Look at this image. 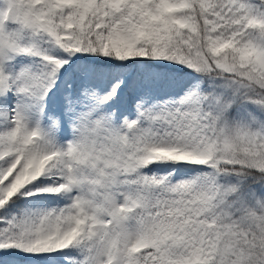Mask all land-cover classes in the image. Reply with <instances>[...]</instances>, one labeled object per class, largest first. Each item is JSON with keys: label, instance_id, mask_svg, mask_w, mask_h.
<instances>
[{"label": "rangeland", "instance_id": "rangeland-1", "mask_svg": "<svg viewBox=\"0 0 264 264\" xmlns=\"http://www.w3.org/2000/svg\"><path fill=\"white\" fill-rule=\"evenodd\" d=\"M60 1L67 5L71 0ZM110 1L117 25L115 44L129 60L102 77L91 74L85 60L61 47L43 46L45 34L34 20L37 0H0V67L10 79L0 110V153L10 156L2 176L18 166L7 187L12 189L36 165L38 175L49 178L50 199L34 214L37 229L59 243L83 228L99 253L96 264H136L131 255L143 246L152 249L166 243L177 231H185L178 242L181 251L202 255L207 235L201 228L153 212L161 194L175 197L195 190L203 196L208 190L204 172L186 166L188 159L203 151V144L184 135L172 112L179 107L188 116L202 113L201 92L219 83L222 92L234 88L252 92L253 99L239 108L231 123L216 120L217 156L239 160L235 155L240 147L249 152L251 165L264 170V80L258 76L242 80L226 60L211 65L200 52L184 61L175 56L161 62L175 71L149 69L139 28L127 16V1ZM137 1L154 21L159 19L152 0ZM253 11V0H219L213 18L226 24L221 32L225 35L249 21ZM71 13L66 8L60 14L64 47L69 51L76 49ZM249 43L261 49L264 58V39L251 37ZM53 63L72 67L55 91L47 86ZM211 97L212 110L219 94ZM112 98L116 102L108 100ZM154 152L171 159L135 169L139 156ZM53 156L58 158L56 164L44 168L43 160ZM216 177L223 178L218 173ZM260 196L261 212L254 221L264 233V194ZM217 243L218 258L226 264H245L246 258L256 256L254 236L246 240L226 233ZM51 260L89 264L84 256L72 261L67 251Z\"/></svg>", "mask_w": 264, "mask_h": 264}, {"label": "trees", "instance_id": "trees-1", "mask_svg": "<svg viewBox=\"0 0 264 264\" xmlns=\"http://www.w3.org/2000/svg\"><path fill=\"white\" fill-rule=\"evenodd\" d=\"M37 1L39 11L34 20L36 28L45 34L44 47L54 45L76 55L85 60L90 65L91 74L97 76H107L126 66L124 59L129 60V56L119 52L115 44L117 25L110 0H71L67 5L57 0ZM125 1L128 18L135 20L139 28L137 34L146 50L149 69L156 68L161 73L175 71L170 66L164 67L161 62L172 60L175 56L184 61L200 52L211 65L226 60L236 67L242 80L251 76L264 80L262 50L251 47L249 43L251 37L264 39V0H253L254 11L250 20L225 35L221 32L226 24L213 18V9L219 0H176L175 5L166 0H152L159 16L155 21L144 11L140 1ZM66 8L73 15L72 36L76 46L73 51L64 47L62 36L60 14ZM52 68L47 86L55 91L69 76L72 67L53 63ZM9 80L0 67V110ZM160 92L162 87H159ZM212 94H219V98L211 110ZM252 99L250 91L234 88L222 92L219 83L201 92L198 101L202 104V113L188 116L187 111L179 107L173 110L172 116L181 124L184 135L195 136L203 144V151L188 159L186 166H195L204 172L208 190L203 196L195 190L190 195L175 197L161 194L157 197L158 206L152 210L159 212L164 219L175 217L186 221L194 229L201 228L207 239L203 241L202 255H197L179 249L178 242L185 231L170 233L166 243H158L152 249L143 246L131 255L136 264H226L219 260L216 252L217 239L226 233L246 240L254 236L258 241L256 256L252 260L246 258L245 264H264V233L254 221L261 212L258 201L264 194V170L251 165L249 152L240 147L235 155L239 160L234 157L222 160L217 156L216 120L223 124L231 123L239 108ZM109 101L116 102V99ZM189 120H194V124L189 125ZM9 157L0 153V264H55L51 259L66 251L72 261L84 256L89 264H96L99 253L83 233V228L67 234L59 243H54L48 232L37 229L34 214L50 200L46 186L49 178L39 176L36 165H33L23 179L19 178L12 189H8L9 181L18 170L15 165L6 176H2V167ZM139 157L135 169L145 163L150 166L171 159L158 153ZM57 159L56 156L45 159L41 165L47 168L56 164ZM216 173L223 178L216 177Z\"/></svg>", "mask_w": 264, "mask_h": 264}]
</instances>
